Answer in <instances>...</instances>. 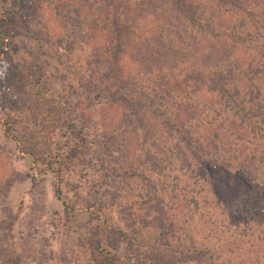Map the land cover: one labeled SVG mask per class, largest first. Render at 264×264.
<instances>
[{"label":"rangeland","instance_id":"obj_1","mask_svg":"<svg viewBox=\"0 0 264 264\" xmlns=\"http://www.w3.org/2000/svg\"><path fill=\"white\" fill-rule=\"evenodd\" d=\"M151 1L135 0L148 8ZM155 1L144 11L145 23L157 20L149 15L163 0ZM186 1L199 20L216 14L227 37L234 34L243 48L238 63L264 67V0H245L239 8ZM65 2L0 0V38L9 41L2 46L0 39V264H94L84 236L105 221L132 234L120 264H140L138 253L155 248L182 259L176 264H264V115L241 117L233 106L239 117H220L226 97L219 90L198 91L202 82L176 86L179 76L197 74L176 64L181 53L165 64L175 90L173 96L163 91L155 108L163 115L176 108L187 126L204 125L201 141L216 135L225 141L206 168L178 133L165 129L153 105L142 112L156 128L151 134L113 100L118 87L106 90L96 46L86 42L90 32L77 8L62 11ZM165 14L174 30L196 26L174 8ZM125 71L148 73L129 63ZM257 83L264 98V77ZM236 121L247 133L226 124ZM159 220L171 229L162 240Z\"/></svg>","mask_w":264,"mask_h":264},{"label":"trees","instance_id":"obj_2","mask_svg":"<svg viewBox=\"0 0 264 264\" xmlns=\"http://www.w3.org/2000/svg\"><path fill=\"white\" fill-rule=\"evenodd\" d=\"M221 1L239 8L245 0ZM150 4L149 8L156 5L157 1L153 0ZM62 5L65 6L61 8L62 11H72L71 9L77 8L82 28L90 32L87 33L90 37L86 42L89 46H96L94 60L104 69L102 76L105 80L103 82L107 86H105L106 90L118 87L112 97L113 100H120L122 106L129 107L132 116L139 118L141 124H146L149 133L152 132L151 134H154L156 128L148 124L152 119L147 113L142 112L148 105H153L154 112L160 116L165 129L168 132L178 133L179 141L187 146L192 154V159L202 162L206 168L207 164L214 163L213 156L219 155V151L226 148L225 141L219 135H216L212 142L201 141L200 136L197 135L198 133L202 134L199 129L201 123L198 127H194V124L187 126V123L180 119L181 116L176 108H173L169 114L173 118H169V115H163L159 109L155 108L156 99L160 98L159 95L163 91L169 92V95L173 96L171 91L175 90L174 82L176 80L164 77L165 64L174 60L181 53L176 64L178 66L183 64L187 69H193L197 74L179 76L176 86L191 84L190 86L194 88L198 82H202L203 86L200 88L199 85L198 91L204 90L206 85L208 93H212V95L219 90L226 97L222 111L216 112L220 117H239L236 115L237 113L232 111L233 106L239 110L241 117H244V114L246 117H263L264 98H260L259 94L262 89L257 82H260V77H264V67H254L248 61L238 63L240 54L238 52L242 51L243 48L235 39L234 34L227 37L225 34L227 30L222 31L221 24L218 21L215 22L216 14L207 17L206 22V20H199L197 16L195 17L196 13L193 6L186 0H163V3L159 7H155L154 12L149 15L154 16L157 20L155 23L149 24L144 21L146 20L144 11L146 12L149 8L135 2V0H69ZM166 7L174 8L175 11L185 14L188 19L196 21L195 28L185 29L184 27L183 32L178 29L174 30L173 23L165 14ZM218 12L219 9L217 14ZM162 19L163 23L160 24ZM90 22L92 23L90 24ZM186 38L189 39L188 43H185ZM239 38L242 39L240 36ZM0 39L2 46L8 45L7 37ZM200 42H204L203 49L197 47ZM184 50L187 51L184 52ZM189 52H191L189 57H184ZM124 60H127V63ZM137 61L139 65L132 64L133 62L137 63ZM233 61H235V65L230 64ZM128 63L131 67L147 70V75L146 71H140L136 75L126 73L125 69ZM154 68H159L157 73L154 72ZM153 75H157V77ZM144 81L147 82V86ZM109 82H111L110 87H108ZM171 83L174 85L168 88L167 85ZM242 88L245 89V92L242 91ZM149 90H152V93ZM133 92L139 95L133 97ZM141 94L147 95L150 99L148 103ZM197 109L196 107L195 110ZM124 111L126 110L124 109ZM226 124L230 129L234 128V132L238 134L242 133V129H244L241 122L233 124V126L238 125L234 127L228 122ZM227 125L225 129L222 128L223 132L228 131ZM244 131L247 133L245 129ZM230 135L225 138H229ZM210 145L212 147H209ZM60 191V188L57 187V194H60ZM157 223L162 228V240L168 236L171 229L169 226L167 229L161 220ZM84 241L94 264H120L122 244H126L127 249L133 245L130 231H124L107 221L96 222L93 231L84 236ZM172 255L175 257L174 254ZM137 260L140 264H176L177 260L182 259L171 258L168 254L155 248L148 253L139 252Z\"/></svg>","mask_w":264,"mask_h":264}]
</instances>
